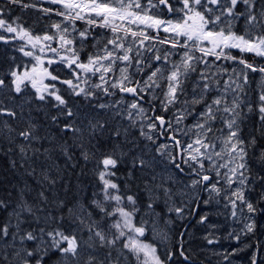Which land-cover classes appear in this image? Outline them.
Instances as JSON below:
<instances>
[{
    "label": "snow or ice",
    "instance_id": "1",
    "mask_svg": "<svg viewBox=\"0 0 264 264\" xmlns=\"http://www.w3.org/2000/svg\"><path fill=\"white\" fill-rule=\"evenodd\" d=\"M0 264H264V0H0Z\"/></svg>",
    "mask_w": 264,
    "mask_h": 264
}]
</instances>
